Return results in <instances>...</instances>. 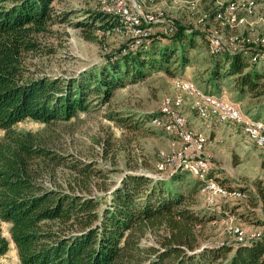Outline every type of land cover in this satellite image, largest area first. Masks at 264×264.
<instances>
[{
	"label": "trees",
	"instance_id": "obj_1",
	"mask_svg": "<svg viewBox=\"0 0 264 264\" xmlns=\"http://www.w3.org/2000/svg\"><path fill=\"white\" fill-rule=\"evenodd\" d=\"M54 1L0 0V264H6L2 257L9 249L3 222L9 224L20 264H264V230L240 239L245 242L199 240L201 227L214 216L197 207L199 177L194 176L200 181L193 179L182 189L180 165L159 178L126 171L111 185L109 170L98 162L65 163L40 132L15 128L26 118L46 125L68 119L87 109L89 97L107 102L122 79L142 77L144 67L171 56L168 43L158 52V60L144 55L155 34L170 36L175 43L186 38L182 26L168 34L152 33L147 42L109 56L97 72L50 77L34 72L29 59L48 52L40 34H48L51 24L66 19V13L56 11ZM98 12L109 19L110 26L116 23L114 16ZM197 33L205 37L207 50L215 57L204 91L226 82L241 96L264 95V69L257 67L264 58L262 48L245 44L218 48L210 46L209 36L201 29ZM187 41L192 44V39ZM251 107L256 114H264V100L259 107ZM140 124L141 119L133 121L134 126ZM61 164L71 167L76 184L55 183L53 175ZM86 185L98 186L101 194L85 191ZM238 206L234 203L230 210ZM148 235L155 237L154 242H144Z\"/></svg>",
	"mask_w": 264,
	"mask_h": 264
},
{
	"label": "rangeland",
	"instance_id": "obj_2",
	"mask_svg": "<svg viewBox=\"0 0 264 264\" xmlns=\"http://www.w3.org/2000/svg\"><path fill=\"white\" fill-rule=\"evenodd\" d=\"M225 1L145 2L142 10L150 14L162 12L163 18L172 22L173 31L178 26L185 27L183 34L186 38L183 43L172 42L170 36L155 34L154 40L143 49L147 58L158 60V52L168 43L172 53L167 61L161 64L157 62L151 68L144 67V75L135 80L130 76L122 79L121 86L114 89V95L105 103L89 97L86 101L87 109L78 110L68 119H59L46 125L26 118L16 123L15 128L40 132L48 139L49 145L64 156L65 163L75 160L98 162L101 167L109 170L108 180L111 185L117 184L126 171L132 170L159 178L179 167V157L189 158L194 153L179 137L152 127L148 122L152 114L160 111L166 98L179 94L182 102L173 106L171 111L182 115L193 136L200 140L202 155L208 167L210 165L215 171L222 172L221 180L208 177V168L202 178L197 176L201 181L208 180L216 187L205 190V193L201 191L203 184H200L197 193V207L209 216H214L201 227L199 240L207 244L226 241L234 243V239L242 241L240 239L257 235L264 230V201L260 200L264 195V146H258L248 138L242 121L220 119L218 110L208 103H205L207 116L198 115L192 107L193 98L175 87L181 79L191 80L198 87L199 93L218 97L220 101L233 102L243 119L258 120L264 125V114L258 115L250 109L253 105L259 107L264 95L252 98L249 94H237L231 98L227 88L221 92L204 91L207 90L208 68L214 63L215 57L209 54L205 37L195 34V30L201 29L209 36L210 46H215L211 39L216 38L219 43H224V47L232 49L234 46H230V43L239 39L240 44L242 41L245 43L243 47L264 50L259 45L260 42L264 43V0H253L254 9L251 14L241 8L240 2L236 11L237 20L230 24L215 17L216 10ZM53 5L56 11L67 14L66 19L51 24V32L48 34H40L42 45L48 48V52L29 59L34 72H43L50 77L67 78L88 70L97 72L99 67L106 64L109 56L133 49L137 43L147 42V37L152 33H164V28H161L164 26L155 24L148 30L150 34L144 35V39H137L133 44L136 33L128 29L108 28L111 25L109 19L99 14L100 8L94 0H56ZM241 26H246L247 30H240ZM189 38L192 44L188 43ZM257 67L259 70L264 69V58L258 62ZM135 119H141V124L134 126ZM230 130L234 133L230 134ZM2 134L3 130L0 129V136ZM183 153L188 154L181 156ZM180 174L184 179L181 182L182 189L197 179L186 170H181ZM74 175L68 164H61L55 169L53 178L55 183L62 185L76 184L72 178ZM45 183H49L47 178ZM217 184L224 191L220 189L218 192ZM230 185L236 188H230L233 187ZM237 187L241 190H237ZM84 190L95 195L102 192L96 185H86ZM206 196L218 206L207 205L204 200ZM234 203L240 206L230 210ZM8 228L9 224L3 222L1 230L9 240V249L2 257V262L20 264ZM154 240L153 235H148L144 242L151 243Z\"/></svg>",
	"mask_w": 264,
	"mask_h": 264
},
{
	"label": "bare ground",
	"instance_id": "obj_3",
	"mask_svg": "<svg viewBox=\"0 0 264 264\" xmlns=\"http://www.w3.org/2000/svg\"><path fill=\"white\" fill-rule=\"evenodd\" d=\"M98 5L101 11L106 14L112 15L117 20L116 23L108 28L111 30H122L128 29L133 33H136L137 28L139 32H144L146 36L152 28L153 25L159 24V26H164L165 32H172V22L169 20H165L163 18V13L158 12L157 14L146 13L142 10V6H144L145 2L152 3L154 0H133L135 7L137 8L135 11H126V9L132 8V0H94ZM243 8L247 13H251L254 9V1L253 0H227L221 4L216 10L215 17L227 23H234L237 20V9L240 7ZM145 7V6H144ZM215 12V11H214ZM214 15V13H213ZM158 26V27H159ZM215 44L214 47H220L219 41L216 38L211 39ZM139 44V43H137ZM243 41L240 44V40L237 39L234 43H230V46H238L243 45ZM263 45L264 43H259V45ZM233 47V48H234ZM176 89L190 95L193 100V108L196 110L197 114L206 117L207 112L205 108V103H208L212 108L217 109L219 113V118L222 120H232V121H242L244 125V131L248 138L251 141H254L258 146H264V133L263 131H255L253 126L264 125L258 120H249L243 119L239 108L233 102L228 101H220L218 97L207 96L199 93L198 87L191 80L181 79L176 85ZM182 102L181 95L177 94L173 97L166 98L160 108L159 114L152 115L149 119V124L153 127L161 128L168 134H173L176 137H179L185 144L189 145L194 151L193 155L189 158L179 157V163L183 170L190 172L191 174L199 177H203L204 173L207 171L208 164L204 156L202 155V147L201 142L198 141L197 138L193 136L191 131L188 129L186 120L182 115H178L171 111V108L175 105H180ZM227 104H233L236 106V111L232 107H228ZM248 117V116H247ZM181 124V126L179 125ZM196 149L201 152V154H196ZM180 156V153H177ZM170 160V157H167ZM216 183H218L215 180ZM203 187H201V191H209L208 189H215L214 185L210 181H202ZM218 185V192L221 190L220 184ZM221 189V190H220ZM206 193V191H205ZM239 193V192H238ZM241 193V192H240ZM204 200L208 204L214 203L212 199H208L204 197ZM238 231V229H235Z\"/></svg>",
	"mask_w": 264,
	"mask_h": 264
},
{
	"label": "crops",
	"instance_id": "obj_4",
	"mask_svg": "<svg viewBox=\"0 0 264 264\" xmlns=\"http://www.w3.org/2000/svg\"><path fill=\"white\" fill-rule=\"evenodd\" d=\"M162 3V2H161ZM163 3H165V2H163ZM162 3V4H163ZM245 11V10H244ZM246 12V11H245ZM186 13V12H185ZM247 13V12H246ZM247 14H251V13H247ZM240 30H247V28H246V26H241L240 27ZM264 32V31H263ZM230 83H231V81H230ZM227 84V85H226ZM229 84L228 83H226V82H222L219 86H218V88L217 89H215V88H212V91L213 92H221V91H224L226 88H227V93H228V96L229 97H231V98H233V96H236L238 93L237 92H235V91H233V90H231V89H229ZM225 87V88H224ZM251 112H253V110H251ZM232 133H234V131H232V130H230V134H232ZM231 136H234V135H231ZM247 137V136H246ZM219 167V166H218ZM220 168V167H219ZM208 175H209V177H213V178H216V179H218V180H221L222 179V177H221V174H222V172L221 171H215L214 170V168H212V166L210 167V165H209V167H208ZM216 175V176H215ZM230 186H233V185H230Z\"/></svg>",
	"mask_w": 264,
	"mask_h": 264
},
{
	"label": "built area",
	"instance_id": "obj_5",
	"mask_svg": "<svg viewBox=\"0 0 264 264\" xmlns=\"http://www.w3.org/2000/svg\"><path fill=\"white\" fill-rule=\"evenodd\" d=\"M136 9L137 8L135 7V4H134V2L132 0V8L131 9H126V11H135ZM161 28H164V27H161ZM165 33L168 34L167 32H165ZM137 39H144V32H139L138 28H137V31H136L135 38H133V40H132L133 44L137 41ZM227 105H228V107H232L236 111V106L235 105H233V104H227ZM179 125L181 126L180 123H179ZM253 127H254L255 131H263V133H264V127L263 126L256 125V126H253ZM185 154H188V153H183V154H181V156H183ZM196 154H201V152L196 149ZM204 158H205V156H204ZM172 165H175V163H172ZM241 242H245V241H241Z\"/></svg>",
	"mask_w": 264,
	"mask_h": 264
}]
</instances>
